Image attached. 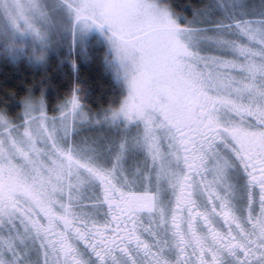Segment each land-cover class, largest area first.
<instances>
[{
	"label": "snow or ice",
	"instance_id": "1",
	"mask_svg": "<svg viewBox=\"0 0 264 264\" xmlns=\"http://www.w3.org/2000/svg\"><path fill=\"white\" fill-rule=\"evenodd\" d=\"M217 7L197 27L167 0H0V55L96 40L123 97L106 142L69 143L79 89L59 121L0 112V264H264V13Z\"/></svg>",
	"mask_w": 264,
	"mask_h": 264
},
{
	"label": "trees",
	"instance_id": "2",
	"mask_svg": "<svg viewBox=\"0 0 264 264\" xmlns=\"http://www.w3.org/2000/svg\"><path fill=\"white\" fill-rule=\"evenodd\" d=\"M220 2L221 0H167L168 6L176 16L182 18L184 24L194 19L198 22L201 18L198 13L202 11H213L224 18V9L217 7ZM229 3L243 4V9L235 11L248 13L246 19H260L254 13L257 10L256 0H233ZM262 6L264 8V4ZM196 26L209 25L197 23ZM69 52V43L63 49L54 48L39 65L26 59L13 62L0 55V112L19 124L23 102L28 98H41L47 114L56 116L76 89H79L78 99L84 114L91 118L98 113L102 115V110L111 106L113 101L118 105L121 88L105 67L104 47L101 45L93 50L88 48L87 57L78 52Z\"/></svg>",
	"mask_w": 264,
	"mask_h": 264
},
{
	"label": "rangeland",
	"instance_id": "3",
	"mask_svg": "<svg viewBox=\"0 0 264 264\" xmlns=\"http://www.w3.org/2000/svg\"><path fill=\"white\" fill-rule=\"evenodd\" d=\"M232 1L233 0H228V2H232ZM256 2H257V10L254 13L257 16V18L261 19L262 18L261 13H264V8L262 6V4H264V0H256ZM221 9H223V8H221ZM208 13H210V14L209 15H205V16H200L201 18L198 19L197 23H199L200 25H203V24H206L205 21H216V20H222L223 19L222 17L217 16V14H214L215 12H213V11L212 12L208 11ZM260 19H258V20H260ZM255 20L258 21L257 19H255ZM197 27H202V26H197ZM67 44L68 43H63V44H60L58 46H54V48H56V50L63 49V48H65V46ZM100 46H101V44H99L96 40H92L91 44L89 45V49L90 50L91 49L92 50L93 49H98ZM54 48H52L50 51H53ZM104 49H105V52H106V48L105 47H104ZM204 54L205 55H213L214 53H204ZM105 55H106V53H105ZM225 59H231V57H225ZM35 64L39 65L41 63H35ZM122 98L123 97L121 96L119 101ZM33 100H35V101H43L41 98H37V99H33ZM119 101H118V103H119ZM43 105H44V109H43L44 116H46L49 121H51L52 118H57V121H59V119L61 117V111H59L56 116H49L47 114V112H46L44 102H43ZM23 114H24V108L22 109V116H23ZM33 115L39 116L40 113L36 112V113H33ZM96 116L97 115H95L90 120H85L82 117H77V118H75V122L73 123V117L71 115H69V118H68L69 143H71L73 140L79 142V141L87 139L89 141L106 142L107 139H115L116 129L114 127L110 129L108 125H103V126L98 125L96 123V119H95ZM57 127L60 128V130H61L60 134L63 135V126L60 125L59 122H58L57 123ZM73 128L75 129V132L77 133L75 136L72 135ZM43 259H44V257H43V254L41 252L40 260L43 261ZM54 260H55V256L54 255H50L49 256V264H52V262Z\"/></svg>",
	"mask_w": 264,
	"mask_h": 264
},
{
	"label": "flooded vegetation",
	"instance_id": "4",
	"mask_svg": "<svg viewBox=\"0 0 264 264\" xmlns=\"http://www.w3.org/2000/svg\"><path fill=\"white\" fill-rule=\"evenodd\" d=\"M139 159H140V160H141V162H142V160H143V157H142V156H140V157H139ZM209 179H210V177H209ZM256 201H257V202H256V205H255V207H256V211H257V212H259V203H258V197L256 198ZM104 211H106V206H105V209L101 211V216H103V214H104ZM143 219L147 220V219H148V217H146V216H145V217H143ZM100 224H101V225L103 224V220H101V221H100ZM57 230H59V229H57Z\"/></svg>",
	"mask_w": 264,
	"mask_h": 264
}]
</instances>
